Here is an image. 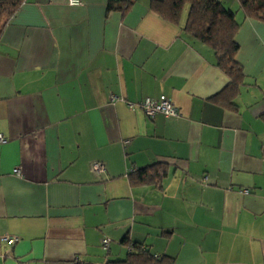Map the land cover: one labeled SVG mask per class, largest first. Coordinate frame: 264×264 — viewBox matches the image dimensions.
Segmentation results:
<instances>
[{"label":"crops","instance_id":"obj_1","mask_svg":"<svg viewBox=\"0 0 264 264\" xmlns=\"http://www.w3.org/2000/svg\"><path fill=\"white\" fill-rule=\"evenodd\" d=\"M109 1L127 0H24L2 32L0 264H104L125 238L174 264H264V22L219 0L248 83L230 109L187 7L174 24L152 0ZM159 95L180 115L129 106ZM151 164L159 184L130 182Z\"/></svg>","mask_w":264,"mask_h":264},{"label":"trees","instance_id":"obj_2","mask_svg":"<svg viewBox=\"0 0 264 264\" xmlns=\"http://www.w3.org/2000/svg\"><path fill=\"white\" fill-rule=\"evenodd\" d=\"M24 0H0V37L2 32ZM239 11L244 18H253L264 22V0H237ZM129 0L109 1L107 9L125 11ZM187 7L184 34L191 40L202 44L210 51L215 65L226 75V85L212 99L220 105L234 109L235 98L242 87L248 83L242 65L236 60L239 44L236 33L240 21L236 11L226 7L219 0H152L150 9L163 19L179 24L184 8ZM264 120V112L261 114ZM159 167V168H158ZM161 169V170H160ZM162 165L151 164L128 173L132 184H159L164 174ZM128 252L122 259L107 260L104 264H174V258L168 255H156L139 242L123 241ZM108 247V245H107ZM106 247V249H107Z\"/></svg>","mask_w":264,"mask_h":264},{"label":"built area","instance_id":"obj_3","mask_svg":"<svg viewBox=\"0 0 264 264\" xmlns=\"http://www.w3.org/2000/svg\"><path fill=\"white\" fill-rule=\"evenodd\" d=\"M71 3H78V0H71ZM114 98L115 97H112V100ZM129 106L131 108L138 107L146 115L151 116V117L157 113H161L167 117L180 115L178 108L174 105V103L171 101V99H169L165 95H159L157 98L145 97L139 103H137V104L130 103ZM5 141H6V139H4L0 136V142H5ZM92 169L95 173H97L99 175L105 172V168H104L103 164L100 162H94L92 164ZM13 172L18 173V169L15 168L13 170ZM2 240H4V241L6 240L9 243H14L18 240V237L5 235L2 237ZM108 243H109V239L106 237H104L101 240V244L104 248L107 247Z\"/></svg>","mask_w":264,"mask_h":264}]
</instances>
